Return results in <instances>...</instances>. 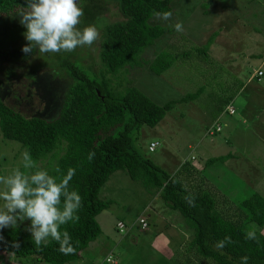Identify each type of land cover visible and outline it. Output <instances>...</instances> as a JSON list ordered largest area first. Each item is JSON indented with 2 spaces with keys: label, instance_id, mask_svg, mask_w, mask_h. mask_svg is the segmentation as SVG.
<instances>
[{
  "label": "rangeland",
  "instance_id": "obj_1",
  "mask_svg": "<svg viewBox=\"0 0 264 264\" xmlns=\"http://www.w3.org/2000/svg\"><path fill=\"white\" fill-rule=\"evenodd\" d=\"M170 6L169 21L151 19L152 24L168 27V33L142 55L152 60L158 52L166 51L175 56L172 66L160 75L145 68L123 69L121 74L129 73L128 84L155 105L197 90L200 93L191 101L177 103L153 128L141 127L133 146L170 175L184 162L189 163L197 172L187 171L181 178L186 176L191 185H200L217 200L236 202L254 192L264 198V3L172 0ZM19 14L0 16V100L24 114L53 119L70 82L61 65L73 62L89 77L96 76L102 68L96 53L98 40L91 47H78L69 53L34 51L26 57L21 52L27 42ZM101 19L114 22L119 15L109 4ZM176 23L183 25L182 32L175 30ZM211 36L210 46L201 53ZM68 54L71 58L76 55V60ZM258 69L263 72L260 80L247 82ZM215 125L219 131L210 135ZM151 142L157 143L152 153L147 151ZM22 153L18 143L0 136V175L20 166ZM228 153L227 161L205 165L208 159ZM98 198L111 201L105 212L110 210L125 229L118 234L107 224L114 218L102 221L101 217L102 236H107V242L93 255L86 252L66 264H98L109 254L116 264H206L186 252L189 232L178 214L166 209L157 193L145 190L124 172L110 175ZM139 219L144 220L145 228H140ZM176 242L181 243L178 249ZM20 262L0 253V264Z\"/></svg>",
  "mask_w": 264,
  "mask_h": 264
},
{
  "label": "trees",
  "instance_id": "obj_2",
  "mask_svg": "<svg viewBox=\"0 0 264 264\" xmlns=\"http://www.w3.org/2000/svg\"><path fill=\"white\" fill-rule=\"evenodd\" d=\"M171 1L77 0L84 12L78 27L96 25L99 29L96 53L102 67L100 72L89 77L73 62L63 63L61 67L70 82L63 90L53 119L24 114L0 100L1 138L18 143L23 152H30L37 165L33 171L46 170L58 176L56 168L64 174L74 168L76 172L70 188L82 197L79 221L70 222L61 229L70 234L75 254L61 253L59 244L53 240L38 249L27 230L30 226L27 220L18 221L0 232L3 237L0 253L20 259V264H66L79 259L81 252L100 234L96 216L111 205V201L98 198L100 189L110 175L121 171L145 190L157 193L166 209L178 214L189 232L187 253L206 264H241L243 256L249 257L247 264H264L262 196L254 192L236 202L217 200L200 185H191L186 176L181 178L187 171L197 172L189 163L184 162L170 175L142 157L133 146L141 127L153 128L177 103L191 101L200 93L197 90L178 100L155 105L129 85V73L121 74L123 69L145 68L160 75L172 66L175 56L166 51L158 52L152 60H145L142 55L154 41L168 33V27L152 24L151 19L155 12H172ZM109 4L115 7L119 20L103 22L102 14ZM25 6L26 0H0V16L22 12ZM212 37L207 40L206 47L199 50L201 53L210 46ZM67 56L73 61L77 57ZM261 76L254 78L259 81ZM89 152H95L91 162L87 158ZM229 158L228 153L208 159L205 165L225 162ZM189 193L195 197V207L183 199ZM114 227L119 234L116 223ZM248 231H255L257 240L246 239ZM226 236L231 237L232 243L222 250L216 249L215 244ZM15 243L19 247H15ZM106 258L116 264L110 254ZM106 258L101 264H110L105 262Z\"/></svg>",
  "mask_w": 264,
  "mask_h": 264
},
{
  "label": "clouds",
  "instance_id": "obj_3",
  "mask_svg": "<svg viewBox=\"0 0 264 264\" xmlns=\"http://www.w3.org/2000/svg\"><path fill=\"white\" fill-rule=\"evenodd\" d=\"M83 16V9L78 6L77 0H26L25 9L19 14V24L25 29L22 35L27 42L21 52L27 57L34 51L60 54L73 52L78 47H91L99 40L100 33L95 26L78 27ZM154 16L169 21L172 13L155 12ZM174 27L177 32L183 31L181 23H176ZM94 157L95 152H89L88 161L91 162ZM33 169H37L36 162L30 152L25 150L21 165L8 175H0V201H3L0 232L13 227L18 221L27 220L30 221L27 230L38 249L53 240L59 244L61 253L75 254L76 248L70 234L61 229L70 222L79 221L82 197L70 188L76 170L69 168L64 174L56 168L54 171L58 176H53L46 170ZM183 199L189 206H196L191 193ZM245 238L257 240L255 231H248ZM231 243V237L226 236L214 247L222 250ZM14 246L19 247V244L15 243ZM248 259V256L241 257V264H247Z\"/></svg>",
  "mask_w": 264,
  "mask_h": 264
},
{
  "label": "crops",
  "instance_id": "obj_4",
  "mask_svg": "<svg viewBox=\"0 0 264 264\" xmlns=\"http://www.w3.org/2000/svg\"><path fill=\"white\" fill-rule=\"evenodd\" d=\"M259 70V69H258ZM260 71V70H259ZM261 72V71H260ZM255 73V72H254ZM253 75V74H252ZM252 75H250V77L247 79V82L248 81H251V79H255V78H253L252 77ZM262 76H263V72H262ZM261 76V77H262ZM254 77H255V75H254ZM256 82H258L257 80H255ZM189 149V148H188ZM156 165V164H155ZM158 166V165H157ZM101 200V199H100ZM103 201H106V200H103ZM108 201H110V200H108ZM110 207V206H109ZM108 207V208H109ZM107 208V209H108ZM107 209H105V210H103L101 213H99L97 216H96V222H97V224H98V226H99V228H100V234H99V236L93 241V242H91L88 246H87V248L86 249H84L82 252H81V255H80V258H81V256L82 255H84L85 256V253L87 252V253H89V254H91V255H93L94 253H95V251H99L101 248H102V246L107 242V236L106 235H103L102 236V230H101V226H100V223H99V219L101 218V217H103L101 220L103 221V220H105L106 218H114V220L113 221H110V222H108L107 224L109 225V226H112L111 227V229H113V227H114V225H115V223L117 222V221H121L120 219H116L115 218V216L114 215H112V214H110V210L109 211H107V212H105ZM106 217V218H105ZM122 222V221H121ZM113 224V225H112ZM176 247H177V249L178 248H180V246H181V243H177L176 242V245H175ZM174 248V247H173ZM107 256V255H106ZM106 256L104 257V258H106ZM104 260V259H103ZM103 261H101L100 263H98V264H101Z\"/></svg>",
  "mask_w": 264,
  "mask_h": 264
},
{
  "label": "built area",
  "instance_id": "obj_5",
  "mask_svg": "<svg viewBox=\"0 0 264 264\" xmlns=\"http://www.w3.org/2000/svg\"><path fill=\"white\" fill-rule=\"evenodd\" d=\"M254 75L257 76V77H260L262 75V73L259 70H257ZM227 112H228V114L232 115V110H228V108H227ZM218 131H219L218 125H215L214 129L211 130V134L210 135H212L213 132H218ZM156 146H157L156 142L149 143L148 146H147V151L152 153ZM138 225L140 226L141 229L146 227V224H145L144 220H142V219L138 220ZM116 228L121 233L123 231V229H124V225L121 222H117L116 223ZM105 262L106 263H110V264H114V262L111 259H109V258H106Z\"/></svg>",
  "mask_w": 264,
  "mask_h": 264
}]
</instances>
